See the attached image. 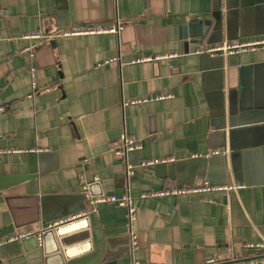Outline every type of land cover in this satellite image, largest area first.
I'll use <instances>...</instances> for the list:
<instances>
[{
    "label": "crops",
    "instance_id": "1",
    "mask_svg": "<svg viewBox=\"0 0 264 264\" xmlns=\"http://www.w3.org/2000/svg\"><path fill=\"white\" fill-rule=\"evenodd\" d=\"M211 18L209 43L187 44L192 21ZM35 33L49 39L22 38ZM0 36V149L19 150L0 154V241L62 220L67 245L44 264H130L131 233L140 264L264 254V48L197 52L264 38V0H0ZM123 135L139 142L125 158L113 151ZM224 150L225 173L203 159ZM156 158L172 160L140 165ZM80 177L93 194L133 197L135 220L91 205ZM203 179L244 186L142 196ZM0 264H31L19 239L0 242Z\"/></svg>",
    "mask_w": 264,
    "mask_h": 264
},
{
    "label": "built area",
    "instance_id": "2",
    "mask_svg": "<svg viewBox=\"0 0 264 264\" xmlns=\"http://www.w3.org/2000/svg\"><path fill=\"white\" fill-rule=\"evenodd\" d=\"M121 24L117 22L116 24H111V25H103V24H97V25H74L71 26L69 29L64 30L62 33L64 35L66 34H94V33H118L121 29ZM22 38H37L38 43L45 42L49 39V36L41 34V33H35V34H24ZM1 39V36H0ZM256 48H264V38H256V39H249L245 41H237V42H231V43H222V44H216V45H211L207 46V48H204L202 50H197V52H206L208 54H217V53H222L226 54L229 52H239V51H247V50H252ZM176 54L169 52V53H164V54H159L155 57L156 60H163V59H170L174 57ZM112 60L119 59V57H112ZM143 59H150V58H141V59H135L132 60V62L138 61V60H143ZM32 76H34L32 74ZM34 86V84H33ZM171 95H165V94H154L153 96L150 97V99H160V98H165V97H170ZM148 98H140L134 100L135 102H141L145 101ZM139 146V142L132 138V137H126L123 135L120 140L114 141L113 142V151L116 155L125 158L126 154L129 150H132L136 147ZM19 150L16 149H0V154L4 152H16ZM218 151H214L211 154H216ZM211 154H207L206 156H210ZM167 160H172L171 158H156V159H150V160H144L141 162V166H147V165H152V164H157L161 162H165ZM126 171L128 173L131 172L130 166H126ZM80 182H81V188L83 190V194L85 198L89 201L91 205H93L96 202H115L117 205L123 207L126 209L127 216L129 222H132L136 218V207L134 204V198L131 197L128 194H124L121 196H116L115 194H110L108 196H93L91 194V190L88 188V184L85 182L83 177H80ZM226 183V182H225ZM244 184L239 183V182H233V181H228L226 184H220L216 182H212L206 179H203L201 183L192 185V186H183V187H175L170 190H161L158 192H152L149 194H143L142 196H149V195H165V194H170V195H179L183 193H190V192H206V191H211V190H226V191H232V190H237L241 187H243ZM60 222H54L52 224H49L46 227H42L39 230H37L36 235L39 238L40 234L43 233V231L46 228L49 227H55L57 226ZM29 234H16L14 236H9L0 242H7V241H13L16 239H20L24 236H27ZM137 245V235L131 233L130 234V254H131V263L130 264H140V262L133 257V252L134 249ZM246 247H253L251 244H246ZM255 247L259 248H264V240L256 244ZM232 260V259H231ZM230 260V261H231ZM213 262L212 259H209L207 263Z\"/></svg>",
    "mask_w": 264,
    "mask_h": 264
},
{
    "label": "water",
    "instance_id": "3",
    "mask_svg": "<svg viewBox=\"0 0 264 264\" xmlns=\"http://www.w3.org/2000/svg\"><path fill=\"white\" fill-rule=\"evenodd\" d=\"M211 16H213V14H211ZM213 18L215 19L214 16ZM188 28H189L188 32H186L183 35L185 39H189L187 41V44L197 43V42L201 43L203 41V38L206 36H207L206 42L209 43L210 41L209 38L214 34L216 30L212 18L207 20L202 19V20L192 21V24L189 25ZM226 103L227 102H225L224 104L223 114L225 120L227 121L228 120L227 118L229 117L230 113H229L228 105ZM227 155L228 154H226L224 150V152L222 151L216 154H211L210 156H205L203 157V159L206 160V162H209L213 156H217L218 158H221V160H223L224 162V173H225V169L227 168V161H226ZM229 155L232 156L233 153ZM91 186L92 185L88 184V188L91 190V194L93 196H101V195L93 194V190ZM70 223L71 222H66V223L58 224L55 227L46 228L43 231V233L40 234L39 238L37 237L36 233H33L19 239L23 246V251L27 255V258L29 259L31 264H44V262H47V259L61 256L62 252H64L63 248L67 245V243L65 242L66 236L63 235L62 229ZM261 259H264V254L256 255L250 258H244L241 260L234 259L231 261L211 262L207 264H251L252 261H258V263L256 264H262L260 262ZM104 264H111L110 260L106 261Z\"/></svg>",
    "mask_w": 264,
    "mask_h": 264
}]
</instances>
